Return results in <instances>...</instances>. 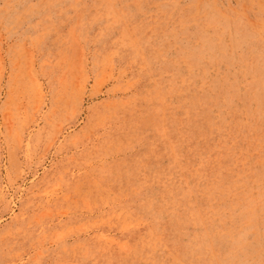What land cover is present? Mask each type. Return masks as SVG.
<instances>
[{
  "label": "rangeland",
  "instance_id": "obj_1",
  "mask_svg": "<svg viewBox=\"0 0 264 264\" xmlns=\"http://www.w3.org/2000/svg\"><path fill=\"white\" fill-rule=\"evenodd\" d=\"M0 264H264V0H0Z\"/></svg>",
  "mask_w": 264,
  "mask_h": 264
}]
</instances>
